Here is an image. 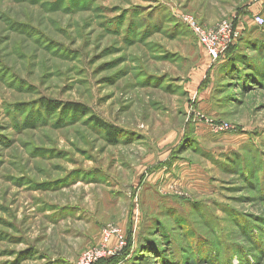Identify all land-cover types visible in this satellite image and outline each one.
<instances>
[{"label": "rangeland", "instance_id": "obj_1", "mask_svg": "<svg viewBox=\"0 0 264 264\" xmlns=\"http://www.w3.org/2000/svg\"><path fill=\"white\" fill-rule=\"evenodd\" d=\"M257 16L264 0H0V264H79L111 227L125 238L108 243L114 264H264ZM186 17L243 29L214 86L222 115L211 117L231 129L197 152L176 145L181 167L149 177L154 190L135 200L195 109L185 85L205 49ZM92 116L123 141L109 145Z\"/></svg>", "mask_w": 264, "mask_h": 264}, {"label": "crops", "instance_id": "obj_2", "mask_svg": "<svg viewBox=\"0 0 264 264\" xmlns=\"http://www.w3.org/2000/svg\"><path fill=\"white\" fill-rule=\"evenodd\" d=\"M237 29L239 30V32L243 30L241 29V26L239 24L237 25ZM200 52L202 53V57H203L201 64H199L200 66L199 69L201 71L200 70L197 71L192 81H190L187 85H185L186 96L188 97L190 101L192 100V104H190L189 106L190 108L195 107V109H191L192 111L201 110L202 113H204L205 115L208 114L209 117L213 116V117L221 118L220 117L222 115L221 108H220V105L217 104L216 102L217 91L216 89L214 91V86L216 85V80H217L216 75L219 72L216 70L221 69L222 66L220 67V65L223 64L224 59H222L218 63H214L211 60L210 56L203 49H201ZM207 74H208V79L206 77ZM191 110L189 109V111L187 112L188 119L184 127L181 129V132H175L169 136V139H168L169 142H176L171 147V152H169V157L165 160L159 161L156 167H153L154 166L153 165L150 169L151 171H147L143 175L144 178L143 176L141 177V179L143 178V180L140 179L138 187L133 188L134 190H133L132 196L134 195L133 197L135 200L137 199V196L140 195V189L143 190V188L144 189L149 188V189L154 190L155 186L148 183L149 177L153 176L157 172L163 171L166 175V178H168V176L171 175V171L175 172L177 167L178 168L181 167L179 161H182V160L177 159L175 161L173 160L172 162L170 161L171 160L170 157L173 158L171 153L175 149L176 145H178L179 147L183 146V150L190 149L194 152H197L196 148H197L198 143L201 144L206 139L211 141L210 138L212 137L217 138L216 136L210 133L209 129L205 127L203 123H196L195 115L194 114L192 115V113L190 112ZM179 136H180V139L177 141V138ZM190 145H192V147ZM200 146L202 147L203 145L201 144ZM189 166L192 167L193 164L192 165L190 164ZM169 167H170V170L168 169ZM181 169L182 170L180 171L179 169L178 172H183V175L186 174L185 172L188 173L187 171L188 169H186L185 167ZM195 177L196 176H193V177L191 176V179H196ZM190 184L193 189H197L198 188L197 186H199L197 183V180L191 182ZM168 196L169 195H164L162 197H168ZM134 199L132 200L133 202L135 201ZM133 209H135L134 204H133ZM132 224L133 225L130 227V229L134 231L135 230L134 223Z\"/></svg>", "mask_w": 264, "mask_h": 264}, {"label": "built area", "instance_id": "obj_3", "mask_svg": "<svg viewBox=\"0 0 264 264\" xmlns=\"http://www.w3.org/2000/svg\"><path fill=\"white\" fill-rule=\"evenodd\" d=\"M185 20L191 26L192 30L198 37L200 44L204 47L214 63H218L224 59L230 47L234 45L240 37V32L232 20L223 21L217 27L210 29L198 25L191 17H186ZM254 20L259 26L264 25L263 17L257 16ZM193 114L195 115L196 123H203L212 134L219 135L227 133L231 129L230 124L227 122L213 119L201 111L194 110ZM113 235L120 237L118 228H105L103 244L98 247L86 249L79 259V264H97L104 259L114 257L115 250L109 249L108 244ZM124 239V237H120V240Z\"/></svg>", "mask_w": 264, "mask_h": 264}, {"label": "trees", "instance_id": "obj_4", "mask_svg": "<svg viewBox=\"0 0 264 264\" xmlns=\"http://www.w3.org/2000/svg\"><path fill=\"white\" fill-rule=\"evenodd\" d=\"M236 23H235V26L237 27ZM236 42H235L234 45H232L230 47V49L228 50L225 58L227 56L231 57L232 52L236 48V44H237ZM43 106H45V109L47 108V106H48V108H52L51 106H49L47 104H44ZM65 108H66L65 110H68L69 113L74 112L75 114H80V115L85 113V110L79 104H73V103L67 104ZM58 109H61V107H58ZM91 118H92V120L95 121L97 127L105 134V138H106V140H107L109 145L116 146V145L120 144L123 141L119 131L116 128H114L112 125H110V124L98 119L95 116H92ZM155 221H156V223L158 222L157 219ZM129 233L130 234H129L128 239H127L128 240V246L125 249V251L121 254V256H128V255L132 254L131 249L133 248V245H132L133 244V237H132L133 230L130 229ZM116 259H117V257L114 256V257H111V258H108V259H104V260L100 261L97 264H114Z\"/></svg>", "mask_w": 264, "mask_h": 264}]
</instances>
